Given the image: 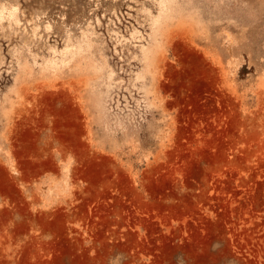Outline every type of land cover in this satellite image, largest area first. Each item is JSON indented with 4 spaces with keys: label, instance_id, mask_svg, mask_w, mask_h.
<instances>
[{
    "label": "rangeland",
    "instance_id": "374dc122",
    "mask_svg": "<svg viewBox=\"0 0 264 264\" xmlns=\"http://www.w3.org/2000/svg\"><path fill=\"white\" fill-rule=\"evenodd\" d=\"M0 264H264V0H0Z\"/></svg>",
    "mask_w": 264,
    "mask_h": 264
}]
</instances>
